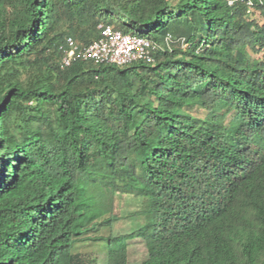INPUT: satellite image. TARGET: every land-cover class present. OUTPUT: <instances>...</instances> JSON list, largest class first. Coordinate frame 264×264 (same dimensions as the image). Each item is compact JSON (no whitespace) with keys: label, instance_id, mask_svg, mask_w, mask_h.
<instances>
[{"label":"trees","instance_id":"trees-1","mask_svg":"<svg viewBox=\"0 0 264 264\" xmlns=\"http://www.w3.org/2000/svg\"><path fill=\"white\" fill-rule=\"evenodd\" d=\"M252 2L0 0V264H98L77 251L89 241L129 264L136 238L138 264H264V0ZM108 24L151 39L155 60L60 66L67 36L88 44ZM125 193L145 223L93 235Z\"/></svg>","mask_w":264,"mask_h":264},{"label":"built area","instance_id":"built-area-1","mask_svg":"<svg viewBox=\"0 0 264 264\" xmlns=\"http://www.w3.org/2000/svg\"><path fill=\"white\" fill-rule=\"evenodd\" d=\"M229 5H235L238 1L245 2L248 12L254 10L252 0H227ZM172 37L169 35L167 41ZM156 44L146 37L125 33L108 24L101 26L98 39L84 44L72 36H67L59 45L61 52L60 66L65 68L76 61L91 60L96 63L117 64L120 66L129 63L146 60H155L153 50Z\"/></svg>","mask_w":264,"mask_h":264},{"label":"rangeland","instance_id":"rangeland-1","mask_svg":"<svg viewBox=\"0 0 264 264\" xmlns=\"http://www.w3.org/2000/svg\"><path fill=\"white\" fill-rule=\"evenodd\" d=\"M32 70L25 71L22 75L23 80H28L32 77ZM46 75V73H45ZM48 76V75H47ZM142 205L139 198L131 194L117 195L114 203L113 215L116 217L110 225L101 229L100 232H95L93 235L108 236L109 232L112 234H120L133 231L135 228L145 223L144 215L139 212ZM89 241L79 246L78 250L84 256L97 257L98 264H107V242L103 241ZM106 243V248L104 244ZM129 264H138L146 255V246L143 240L134 239L128 245Z\"/></svg>","mask_w":264,"mask_h":264},{"label":"clouds","instance_id":"clouds-1","mask_svg":"<svg viewBox=\"0 0 264 264\" xmlns=\"http://www.w3.org/2000/svg\"><path fill=\"white\" fill-rule=\"evenodd\" d=\"M136 239H140V238H136ZM134 240V239H133ZM132 241V240H131ZM102 244H103V241L101 242ZM129 243H130V241H129ZM129 245V244H128ZM104 246H105V248H106V243L104 244ZM107 251H108V249H107ZM127 253H128V250H127ZM92 257H95V256H92ZM96 258V260H97V257H95ZM128 259H129V255H128ZM130 261V260H129ZM98 263V262H97Z\"/></svg>","mask_w":264,"mask_h":264}]
</instances>
